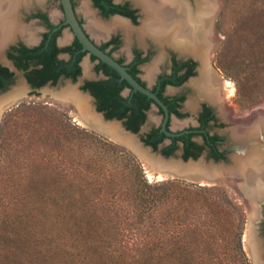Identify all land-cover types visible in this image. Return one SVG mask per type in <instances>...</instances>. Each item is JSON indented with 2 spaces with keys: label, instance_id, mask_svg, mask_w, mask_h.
I'll return each instance as SVG.
<instances>
[{
  "label": "trees",
  "instance_id": "16d2710c",
  "mask_svg": "<svg viewBox=\"0 0 264 264\" xmlns=\"http://www.w3.org/2000/svg\"><path fill=\"white\" fill-rule=\"evenodd\" d=\"M94 1L106 15H132L108 0ZM75 45L82 47L78 40ZM68 51L71 48L57 49L52 42L37 57L42 67L33 71L30 82L35 87L48 81L56 84L64 73L75 80L81 74L79 66L69 73L64 62L57 65L58 52ZM85 54L77 57V63ZM97 70L115 74L102 62ZM5 72L0 66V88L5 86ZM243 81L249 84L247 77ZM90 85L98 110L111 108L107 119L127 118L128 130L139 131L145 115L142 108L121 110L118 93L123 86ZM124 86H129L126 81ZM245 90L243 95L249 93L248 87ZM134 98L147 99L140 92ZM151 103L148 100L145 108ZM47 119L53 127L52 118ZM71 128L75 133L64 128L51 133L45 126L41 132H47L51 142L42 137L47 145L40 142L29 156L20 149L21 160H0V264H243L242 258L248 264L241 220L235 225L227 218L230 210L240 219L243 213L219 188L175 180L152 184L127 149ZM165 139L155 129L143 141L158 150ZM184 141L183 158H198L203 147ZM209 146L215 150L212 141ZM176 150L171 144L162 154L172 156Z\"/></svg>",
  "mask_w": 264,
  "mask_h": 264
},
{
  "label": "flooded vegetation",
  "instance_id": "af4514ba",
  "mask_svg": "<svg viewBox=\"0 0 264 264\" xmlns=\"http://www.w3.org/2000/svg\"><path fill=\"white\" fill-rule=\"evenodd\" d=\"M34 1V0H33ZM60 1V0H59ZM106 1V0H102ZM110 4L113 6H119L121 9L131 13V16H125L123 14H112L106 15L104 9L99 8L94 0H90L92 6L95 8L96 12L98 13L101 19H110V18H120L128 22L133 28L137 29L138 24L141 25V18L143 16L142 9L137 5L134 0H108ZM189 1L192 6H194V0H187ZM74 10L76 15L84 27L85 31L90 33L87 28L84 26V23L80 16L78 15L76 9V2L72 0ZM60 6L62 9V13L64 15V21L62 23H54L52 20L53 15L48 14L43 8L42 5L34 6V2H32L31 6L28 8H20L18 10V16L20 15L19 19L22 24H24L27 28H31L35 34L33 42H29L26 40L25 35H19L14 41L10 42L3 51L2 55L0 56V66L2 68H6L7 72H5L4 76V83L5 86L0 88V92L6 90L8 86L14 85L19 83L22 79L27 80L28 83L30 82L31 78L34 80L35 76L33 71L35 69L41 68L42 64L39 63L40 55L42 52L47 50L51 43L54 42L57 49H66L71 48V51L68 52H58L56 59L57 65L64 62V66L67 68L69 73L77 72V67L81 68V74L74 78L70 74H60L56 84H58L62 80H71L73 82H78L82 79L83 76V66L82 62L87 52H82L81 49H78L75 45V41L77 38L74 37L70 27L68 25H64L65 22V14L62 8V4L60 1ZM56 16V15H55ZM120 16V17H116ZM54 19V18H53ZM137 25V26H136ZM139 25V26H140ZM69 28L71 35V39L69 42H62L61 40L65 37L64 28ZM120 30L114 31L118 32ZM122 36L119 35H112L107 39L104 43L98 44L93 38L99 47H104L106 44L107 46L104 48L103 51L107 52L110 56L115 58L122 66L126 67L128 72L143 86L149 88L152 92H155L157 96L161 99V101L167 106L170 118L167 124V130L173 133H181L182 135L175 138L165 139L160 145L162 146V150L171 145L175 144L177 146V150L174 152H182V157L184 155V149L186 142L185 139H189L190 142L196 143L199 146L203 147L201 154L203 152H207L209 158L216 160L217 162L226 161L228 160L229 156L236 155L242 159L244 156L243 152L249 151V155L244 160L250 157H262L264 156V132L257 134L255 138L258 139V143H253L252 141L249 143V150L246 147L239 148L240 141L242 138V134L246 136V141L253 140L254 138L249 136L250 133L248 131L239 132L238 134V127H245L243 123H245L248 119L253 115V111L255 109L247 111L243 115H236L230 110V99L227 100L221 91L222 85L218 84V81L214 77V67L209 68V56H210V49L207 48L205 52L203 51L199 56L192 54L191 52H185L178 48L171 47V46H160L155 43L156 47L161 49L169 48L170 54L166 58L165 64L160 66V64L153 66V76L150 78V82H152V87H150L144 79L141 77L142 69L150 62V59L155 49H145L134 47L130 52V61H125L123 58H117L114 56V52L117 51L121 45L122 40L124 41L126 38L125 34ZM113 33V32H111ZM68 37V36H67ZM92 37V36H91ZM65 39V38H64ZM63 39V40H64ZM164 47V48H163ZM155 50V51H154ZM30 51L32 53H30ZM162 51V50H161ZM160 51V52H161ZM86 53L80 62L77 63V57L82 54ZM43 56V55H42ZM90 58L96 62L94 70L95 72L100 75L96 80L84 79L82 81V89L92 95L94 98L95 104L98 108V101L97 98L92 94V86L91 83L96 82H106L109 84H116L118 83L122 88L118 93L119 103L121 106L122 111H126L127 107H134L136 110L142 108V111L145 115V119L143 123L140 125L139 131L144 130L143 134L141 135L142 140L147 138L148 134L151 133L155 129H160L161 132L163 118L158 125H150L149 120L151 118V113L156 110L160 117H164V112L161 108L154 107L155 103H151L145 108V105L148 104V100L146 99L143 102H138L135 100V95L138 92H133V89L129 85L128 87L124 86V80H120V76L108 66L117 76L109 75L106 71L97 70L100 61L96 58L93 59L94 56L89 55ZM38 57V58H37ZM104 64V63H103ZM26 66V68H24ZM144 70V69H143ZM156 70V71H155ZM60 71V70H58ZM215 79V80H214ZM37 81V80H36ZM47 83H52L53 81H48ZM90 83V84H89ZM35 87V86H34ZM144 95V94H143ZM147 97V96H146ZM194 105H193V104ZM264 107V105L262 106ZM260 108V107H259ZM257 109V108H256ZM162 111V112H161ZM111 112V108H108L105 112H102L104 115ZM128 115L132 114V111H127ZM249 114V115H248ZM248 115V116H247ZM247 116V117H246ZM106 117V116H105ZM246 117V118H244ZM243 118V119H242ZM117 119V118H113ZM110 119V120H113ZM182 119H190L187 120V123L192 122L190 125L185 126L184 128H180L175 130L172 128V123L178 122ZM123 122V125L127 128L126 123L128 122L127 118L117 119ZM128 129V128H127ZM242 131V130H241ZM137 132V133H138ZM242 133V134H241ZM184 137V140H177V138ZM213 142L215 146V150H212L209 146V142ZM144 142V141H143ZM262 145V146H261ZM161 150V151H162ZM237 150V151H236ZM241 151V152H239ZM173 154V155H174ZM263 154V155H262ZM199 155V156H200ZM262 155V156H261ZM193 158V157H190ZM240 165V164H239ZM239 168V166H238ZM264 167L260 168L262 170ZM255 180V181H254ZM242 178H239L237 181L235 180L234 184L236 186L237 191L239 194L245 199L246 204L249 203V207L253 209L260 208V214L254 222L257 225V229H259L261 236L254 234L253 240L255 243H261L260 247L261 251L258 253L260 254V260L264 261V242L260 241L264 239V201L254 199L252 200V196L248 202V195L244 191H248V187L253 184H258V179H253L252 183H247V188L242 189L240 184H243L244 187L246 184L242 183ZM240 185V186H239ZM239 186V187H238ZM244 190V191H243ZM248 193V192H247ZM249 194V193H248ZM263 230V232H262ZM255 236V238H254ZM261 238V239H260ZM254 255V254H253ZM255 256V255H254ZM258 260V262L260 261ZM264 264V263H263Z\"/></svg>",
  "mask_w": 264,
  "mask_h": 264
},
{
  "label": "rangeland",
  "instance_id": "374dc122",
  "mask_svg": "<svg viewBox=\"0 0 264 264\" xmlns=\"http://www.w3.org/2000/svg\"><path fill=\"white\" fill-rule=\"evenodd\" d=\"M83 1L84 0H75L78 15L82 19L84 26L87 28L92 38L98 44L104 43L110 36L115 35V33L116 35L122 36V33L120 32L122 30L115 33L113 31V33H110L107 36L108 38L106 37L107 39L94 34L91 31L93 26L91 21L93 18L89 15L87 16L85 11L82 9ZM32 2H34V6L42 5V8L48 14H54V17H52L54 23H62L64 21V15L62 13L59 0H32L29 2L30 6ZM89 3L91 10L96 13V18L99 21L108 23L112 20V18L106 20L101 19L95 8L92 6L90 0ZM29 5L22 8H28L30 7ZM139 25L140 24L136 26L139 27ZM212 28L215 30L214 36L217 39V48L215 51H211L210 53L209 68L210 66L214 67L215 70L213 71L215 73L230 82L229 84H224L221 87V91L224 94L223 96L227 100L230 99V110L236 115H243L249 110L259 107L262 108L264 105V74L262 72L264 71V0H223L221 9L216 12ZM63 31L64 34H66L65 37L68 36L67 42H69L71 39L70 34L72 33H70L69 28L67 27L64 28ZM124 38L126 39L124 41L122 40L121 47L114 52V56L117 58H123L125 61H130V52L134 47L145 49L151 48L156 50V52L153 53L150 62L143 67L144 70L142 69L141 73V77L144 81L152 87L153 85L152 82H150V78L153 74H151L150 71L152 72L153 66L157 63L160 64V66L165 64L166 58L170 54L169 48L163 47L164 49H161V51L156 47V42L152 38L144 37L142 39L136 33L132 34L129 38L125 35ZM95 64L96 62H94L89 55H86L82 62V79L74 84L77 85L84 79H98L100 75H98L94 70ZM252 73L254 74L252 75ZM248 74H251V76L249 77ZM243 77L248 78L249 84L247 86H245L246 84L243 81ZM14 86H21V83L19 85L18 83L14 84ZM68 86L69 82L61 81L58 86L55 85L54 87H45V89H43L49 94L32 93L31 95L23 96L15 103L4 107L5 109L2 110L0 114V128L3 127V133L0 135V160H10L12 157H16V159L21 160L22 153L19 151L20 149L23 151L25 156H29L32 149L39 146L40 142L45 144L46 142L41 141L42 137L46 140L50 139L47 137V132L44 135L41 132L45 126H49V132L52 131L53 133L61 131L62 128L65 129V132L75 133V131L71 128L72 126H75L78 127L77 129H80V132L89 133L91 138H98L103 141L119 145L108 139L103 134L89 127H84L86 125L80 122L75 108L72 105L52 97L51 94L54 90H61L63 88H67ZM247 87L249 93L247 95H243V92H247V90H245ZM48 117L52 118L53 127L50 126V122L47 119ZM76 120L79 121L80 124H78ZM187 120L190 119H182L178 122L172 123V128L178 130L190 125L192 122L187 123ZM44 121H47L45 126ZM160 121L161 117L157 111L154 110L151 113L149 126L153 124L158 125L160 124ZM79 133L77 132L76 134L79 135ZM24 134H26V136ZM47 142L51 141L48 140ZM17 144H20V146L18 149H15V145ZM45 145H47V143ZM119 146L127 149L139 161L143 172L145 173V177L150 183L156 184L162 182L153 178V176H149L148 171L146 172L144 165L136 153L128 147L122 145ZM0 172H2L1 167ZM44 173L45 172L42 171V174ZM181 182L194 186H202L187 181ZM205 186L219 188L221 192L225 193L231 199L235 207L242 211L243 217L241 219L240 216H238V213H232V210L229 211L230 215L227 216V218L231 219V223L235 225L238 224V220H241L239 223H242L243 226V230L241 231L242 245L245 257L248 261L247 263L263 264L264 261L262 259L258 263H255L249 252V240L247 238V233L249 236V203L246 204L245 199L239 194L234 185L231 186L224 183L216 186ZM258 232L259 236H261V233L257 228H255V232L252 233V236L254 234L258 235ZM260 241H262V243L264 242L263 236ZM257 244L260 246L261 243L259 242ZM242 262L245 264L246 261H244V258H242Z\"/></svg>",
  "mask_w": 264,
  "mask_h": 264
},
{
  "label": "bare ground",
  "instance_id": "6f19581e",
  "mask_svg": "<svg viewBox=\"0 0 264 264\" xmlns=\"http://www.w3.org/2000/svg\"><path fill=\"white\" fill-rule=\"evenodd\" d=\"M30 1L32 0H0V56L5 50V47L10 42L14 41L19 35H25L27 41L33 42L35 32L31 28H27L22 24V21L20 22L19 19L20 15L18 16V10L22 7H27ZM134 1L139 7H141L143 13L141 25L137 29L133 28L128 22L120 18H114L108 23L99 21L96 18V13L91 10L89 0L83 1L82 9L87 16L89 15L93 18L91 21L93 24L91 31L101 38H106L113 31L122 30L128 38L136 33L142 39L144 37L152 38L160 46L168 45L185 52H191L199 57L201 53L203 55V51L205 52L207 48H209L210 51H215L217 48V39L214 36L215 30L212 26L214 24L216 12L221 9L223 0H194V6H192L187 0ZM66 40L68 41L67 36L62 42H66ZM214 77L218 81V84L220 83L222 86L230 83L217 73H214ZM19 84L20 82L18 85ZM14 89L15 90L11 91L8 95L3 96L4 101H0V112L5 109L4 107L15 103L23 97L24 89L22 84L21 86H15ZM66 93H69V90H67ZM83 103L85 104L84 99L82 103L80 102L79 104L83 105ZM253 113L254 114L248 118L251 120H247L243 123L245 127H238V134L239 132L248 131V133H250L249 136L251 135L254 139L247 142L246 136L241 133L242 138L240 146H238L239 148L246 147L247 149L251 141L253 143H258V139L260 138H255V136H257L258 132H264V107L255 109ZM83 114L84 112L79 108V113H77V115L80 122L85 125L83 119H81ZM87 115L90 117L89 119L92 123L101 125V121L98 117L90 114ZM104 127L112 132H118V126L116 125H104ZM124 139L131 141L129 137H125ZM249 153V151L243 152L244 156H242V159L239 158L238 155L234 157V165L238 169V172L237 174L235 173V175H240L242 177L241 182L246 184L244 187L242 186L243 184H240L241 186L239 185L242 189L247 188V183L249 185V183L253 182V179L257 178L259 181L258 184L252 183L250 187H248V191H243L246 192L248 198L249 196L250 198L252 196V200L257 199L264 201V168L260 170V168L264 167V156H262V154V157H250L244 160L243 158L248 157ZM262 153H264V150ZM223 173L234 175L230 170L223 171ZM148 174L152 177L154 173L149 170ZM232 185L235 186V184ZM250 198L248 199V202L251 201ZM249 212L248 229L250 235L249 227L253 225L252 221L259 217L260 208L253 209L252 207H249ZM247 238L249 240V252L252 254V257L255 255L254 260L258 263V260H260V254L258 252L261 251V249L260 247L257 248L259 245L255 243L256 240L251 241V237L249 239L248 233Z\"/></svg>",
  "mask_w": 264,
  "mask_h": 264
},
{
  "label": "water",
  "instance_id": "95a60500",
  "mask_svg": "<svg viewBox=\"0 0 264 264\" xmlns=\"http://www.w3.org/2000/svg\"><path fill=\"white\" fill-rule=\"evenodd\" d=\"M60 1L65 14L64 25H68L70 27L74 37L77 38L82 46L81 51L87 52L88 55L94 56L98 59V61L111 67L120 76V80L126 81L131 86L133 92H140L144 94L148 99H151L155 103L154 107H159L163 110L164 117H161V120L163 118L161 127V132L163 134H165L169 138L181 136V133H173L167 130V124L170 118V114L167 106L161 101L157 94L155 92H152L149 88H146L145 86L140 84L128 72L126 67L122 66L115 58L110 56L107 52L103 51L99 47V45L95 41H93L92 37L88 35L84 27L81 25L74 10L72 0ZM62 81L69 82V86L61 90H54L51 94L52 97L69 103L75 108L76 113H79L80 108L84 112L83 116H81V119H83L86 125L84 127H89L103 134L111 141L131 149L141 160L144 168L146 169V172L151 170L154 173L153 178L159 181L181 180L199 184L202 186H216L224 183L232 186L235 180L237 181L239 178H242L240 175H235V173L237 174L238 169L234 165L235 160L233 155L229 156L228 160L220 162L209 158L207 152H203V154L198 158L188 159H184L182 157V152H176L172 156L163 155L161 151L162 146H160L158 150H155L153 147L148 146L143 142L141 135L143 134L144 130L135 133L131 130H128L123 125L122 121L117 119H107L105 115L98 110L92 95L82 89V82L75 85L74 83L76 82H73L71 80ZM20 83L22 84V87L24 89L23 96H29L32 93L49 94L48 92L46 93V91L43 89H45V87L49 88L54 87L55 85L58 86L59 84L47 83L42 87H34L25 79H22ZM14 88L15 86L11 85L8 86L6 90L0 92V101H4L3 96L8 95L11 91L15 90ZM67 90H69V93H66ZM83 99L85 101V104L83 103V105H80L79 103H82ZM87 114L98 117L101 121V125L92 123V121L89 119L90 117ZM76 122L80 124L79 121L76 120ZM104 125H116L118 126V132H112L105 128ZM125 137H129L131 141L125 140ZM229 170L232 171L234 175L223 173V171ZM252 224L253 225L249 227V239L251 237V241L253 240L252 233H254L255 228H257V225L254 221H252ZM253 261L255 262L254 256Z\"/></svg>",
  "mask_w": 264,
  "mask_h": 264
}]
</instances>
